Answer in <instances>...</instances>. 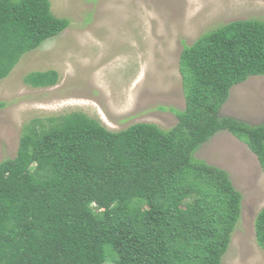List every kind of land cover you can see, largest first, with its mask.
Returning a JSON list of instances; mask_svg holds the SVG:
<instances>
[{"label":"trees","instance_id":"16d2710c","mask_svg":"<svg viewBox=\"0 0 264 264\" xmlns=\"http://www.w3.org/2000/svg\"><path fill=\"white\" fill-rule=\"evenodd\" d=\"M69 25L50 0H0V80ZM179 69L185 107L169 129L110 130L82 111L24 125L16 155L0 161V264H223L243 196L196 152L228 130L264 171V122L219 113L234 85L264 76V19L205 32L184 46ZM24 81L53 86L59 73ZM255 235L264 249V207Z\"/></svg>","mask_w":264,"mask_h":264},{"label":"rangeland","instance_id":"374dc122","mask_svg":"<svg viewBox=\"0 0 264 264\" xmlns=\"http://www.w3.org/2000/svg\"><path fill=\"white\" fill-rule=\"evenodd\" d=\"M70 25L22 56L0 80V161L16 155L33 118L82 111L110 130L137 122L169 129L185 107L179 60L185 45L235 19H264V0H50ZM54 69L56 85L32 87L31 71ZM221 116L264 122V76L234 85ZM196 156L227 170L242 193V215L223 264H264L255 218L264 207V171L248 145L222 130ZM104 264H110L106 262Z\"/></svg>","mask_w":264,"mask_h":264}]
</instances>
